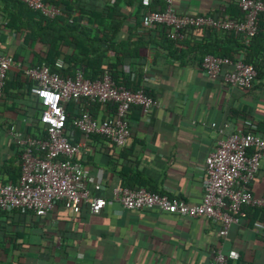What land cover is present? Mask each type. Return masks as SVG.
Returning a JSON list of instances; mask_svg holds the SVG:
<instances>
[{
  "label": "crops",
  "instance_id": "crops-1",
  "mask_svg": "<svg viewBox=\"0 0 264 264\" xmlns=\"http://www.w3.org/2000/svg\"><path fill=\"white\" fill-rule=\"evenodd\" d=\"M232 4V0H173L178 13L203 14L226 10ZM120 10L125 14L121 37L136 39L141 28L133 26L135 8L122 3ZM81 22L85 24L86 20ZM144 38L149 40L147 35ZM200 40L197 35L186 34L175 49L176 56L148 42L138 47L143 62L125 63L116 69L118 81L130 89L144 84L159 106L149 113L138 106L130 108V135L122 146L110 144L98 135H91L85 142L84 153L78 158L101 184L100 190L90 188V193L106 199L103 210L92 214L83 204L78 214H71L59 202L43 217L0 210V261L207 264L219 247L224 252H238L235 264H264V210L260 208L242 207L239 222L221 236L219 222L154 209L126 210L112 196L115 186L143 184L159 194L199 202L205 177L203 162L220 137L217 128L228 134L248 120L255 129L262 125L264 131V57L255 68L257 74L250 87L231 88L220 76L209 80L204 74L201 57L192 50ZM18 42L10 30L0 27L1 53L14 54ZM28 54L29 49L20 57L25 65ZM13 70L17 69L7 73L0 98V182L6 183H15L20 171L19 148L9 130L12 127L32 135L30 129L38 117L37 100L29 90L31 82L22 73L15 76ZM144 75L147 81L143 80ZM90 111L101 119L111 115L112 110L109 105L93 103ZM67 113L70 124L78 113L77 106L68 104ZM37 126L43 128L40 123ZM73 137L83 140L78 131ZM250 189L254 196H264V155Z\"/></svg>",
  "mask_w": 264,
  "mask_h": 264
},
{
  "label": "built area",
  "instance_id": "built-area-1",
  "mask_svg": "<svg viewBox=\"0 0 264 264\" xmlns=\"http://www.w3.org/2000/svg\"><path fill=\"white\" fill-rule=\"evenodd\" d=\"M19 1L47 18L60 13L57 6L44 0ZM153 1L157 0H140V3L147 8ZM161 1L162 7L141 15V26L146 29L164 26L167 38L174 41H181L191 28H205L232 34L247 44L257 31L258 15L264 12V0H232L241 14L237 18L221 8L203 14L178 13L173 0ZM113 54L108 50L109 56ZM63 64L61 57L56 58L55 70L51 71L45 63L28 66L15 60L11 54L0 52V98L8 71L12 68L21 70L31 82L29 90L40 106L38 121L46 132V138L41 139L10 128L9 134L19 148L20 171L15 183L0 182V210L24 208L43 217L56 202H62L71 214H77L83 204L92 214L100 213L107 201L91 195L90 188L100 190L101 184L78 158L84 153L85 142L91 135H98L122 146L130 135L127 117L130 108L138 106L149 113L159 106L158 100L142 83L134 89L116 84L107 68L97 79L85 78L79 69L72 75H63L59 71ZM200 67L209 80L220 76L221 81L231 88L250 87L257 74L253 64L244 61L242 52L233 57L204 54ZM143 80L147 81L146 75ZM70 103L77 106L78 113L66 126V109ZM93 103L109 105L111 115L96 118L90 111ZM211 125L215 126V123ZM74 131L80 133L81 142L74 139ZM217 131L220 137L216 146L204 158L205 177L199 202L189 203L141 186H115L111 189L113 199L126 210L154 209L216 221L221 225L219 234L225 236L230 226L239 222L242 207L264 210V196H254L250 189L264 155V135L255 132L248 120H243L241 126L231 133L224 134L223 128L219 127ZM250 149L252 151L248 154ZM238 257L236 250L224 252L218 247L207 264H235Z\"/></svg>",
  "mask_w": 264,
  "mask_h": 264
},
{
  "label": "trees",
  "instance_id": "trees-1",
  "mask_svg": "<svg viewBox=\"0 0 264 264\" xmlns=\"http://www.w3.org/2000/svg\"><path fill=\"white\" fill-rule=\"evenodd\" d=\"M44 1L57 6L60 13L53 18H47L40 12L28 8L19 0H0V27L10 30L18 37L19 41L16 52L11 55L15 60L24 62L20 57L23 56L22 53L29 49L28 63L26 62L28 66L45 63L53 71L55 70L54 61L61 56L64 64L59 71L63 75H72L76 69H79L85 78L97 79L101 76L103 70L107 68L113 81L116 84H122L118 81L120 78H118L116 69L125 63L143 62L144 59L138 54V47L153 42L159 48L168 49L170 55L176 56L175 49L180 41L168 39L164 26L155 29H146L141 26V15L158 6L162 7L161 0L153 1L147 8L141 5L140 0ZM122 3L129 8H135L133 26L134 28L136 26L141 28L140 34L136 35V39L132 40V37H128L124 40L121 37L120 28L125 18V14L120 10ZM225 12L233 18L241 16L235 4H232ZM83 19L86 20L85 24L81 22ZM93 23L96 25L92 26ZM256 24L257 31L247 44L232 34L219 32L220 34L217 36L218 33L205 28H191L186 31V34L190 36L197 35L201 39L199 43L192 46V50H197L201 58L207 53L233 57L236 53L242 52L244 61L253 64L257 68L264 57V12L258 15ZM144 35H147L149 40L144 41L146 39ZM209 39H213L212 43L205 42ZM42 45H44V49ZM108 50L113 51V57L108 55ZM13 73L17 76L22 71L17 69L13 70ZM6 81L5 78V85ZM36 110L35 116H38L40 112L38 104ZM35 120L37 123H33V127L30 129L32 135H39L35 137L45 139V130L37 126L39 123L38 117ZM66 126H69L68 118ZM255 132L262 135L264 132L262 125H259ZM139 186H143V184L132 187ZM13 211H17L22 215H34L30 210L24 208H15ZM0 264H7V262L0 261ZM15 264H23V262L17 259Z\"/></svg>",
  "mask_w": 264,
  "mask_h": 264
}]
</instances>
